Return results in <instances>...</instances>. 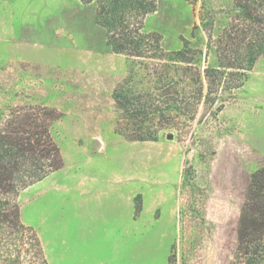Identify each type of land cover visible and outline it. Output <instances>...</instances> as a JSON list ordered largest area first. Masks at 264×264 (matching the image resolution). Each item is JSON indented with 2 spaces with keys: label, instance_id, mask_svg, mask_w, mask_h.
<instances>
[{
  "label": "rangeland",
  "instance_id": "374dc122",
  "mask_svg": "<svg viewBox=\"0 0 264 264\" xmlns=\"http://www.w3.org/2000/svg\"><path fill=\"white\" fill-rule=\"evenodd\" d=\"M231 1L208 4L222 18ZM199 7L200 0L195 5L158 0L144 31L159 34L167 51L181 49L187 40L203 51L201 66L205 60L213 64L212 55L205 59L203 33L191 36ZM132 70V61L106 45L92 5L0 0V125L11 109L48 107L59 116L50 130L62 168L81 163L77 149L96 148L99 139L107 151L123 154L126 167L136 166L142 196L135 197V205L139 213L144 202L142 245L150 264H230L247 181L264 168V58L241 88L220 95L221 111L220 102L200 104L185 130L164 129L157 142L128 141L114 133L118 111L112 93ZM49 187L50 182H38L16 200L36 234L44 233L37 206ZM2 238L1 251L8 242L21 251L15 264H40L33 243L18 231L8 230Z\"/></svg>",
  "mask_w": 264,
  "mask_h": 264
},
{
  "label": "trees",
  "instance_id": "16d2710c",
  "mask_svg": "<svg viewBox=\"0 0 264 264\" xmlns=\"http://www.w3.org/2000/svg\"><path fill=\"white\" fill-rule=\"evenodd\" d=\"M78 1L94 7V23L104 31L111 51L136 67L112 93L118 111L114 133L128 141L157 142L164 129L185 130L200 104L218 105L220 95L229 97L241 88L256 62L264 58V0H232L222 18L216 17L209 0H200L198 24L191 36L201 31L205 59L214 57L213 64L205 60L203 66V51L191 48L187 40L183 39L181 49L167 51L159 34L144 31L158 0ZM58 117L48 107L17 108L0 125V243L8 230L18 231L33 243L40 264H48L40 240L32 227L22 223L16 200L22 191L63 167L50 130ZM17 248L8 242L5 251L0 250V264H15L21 255ZM230 264H264V168L247 181Z\"/></svg>",
  "mask_w": 264,
  "mask_h": 264
},
{
  "label": "crops",
  "instance_id": "0c3cea01",
  "mask_svg": "<svg viewBox=\"0 0 264 264\" xmlns=\"http://www.w3.org/2000/svg\"><path fill=\"white\" fill-rule=\"evenodd\" d=\"M77 150L81 163L39 182L52 185L37 206L44 230L37 234L47 263L150 264L142 245L144 202L136 213L135 197L142 196L137 167H126L123 154L107 151L102 139L96 148ZM20 219L29 224L21 209Z\"/></svg>",
  "mask_w": 264,
  "mask_h": 264
},
{
  "label": "water",
  "instance_id": "95a60500",
  "mask_svg": "<svg viewBox=\"0 0 264 264\" xmlns=\"http://www.w3.org/2000/svg\"><path fill=\"white\" fill-rule=\"evenodd\" d=\"M168 138L170 139L171 136H168ZM97 146H98V143H95V144H94V147H97Z\"/></svg>",
  "mask_w": 264,
  "mask_h": 264
}]
</instances>
